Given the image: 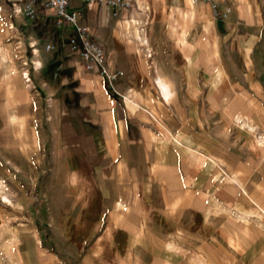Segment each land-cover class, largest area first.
Instances as JSON below:
<instances>
[{"label":"crops","instance_id":"1","mask_svg":"<svg viewBox=\"0 0 264 264\" xmlns=\"http://www.w3.org/2000/svg\"><path fill=\"white\" fill-rule=\"evenodd\" d=\"M251 7L135 0L113 17L72 3L112 82L71 49L74 28L0 20V264H264V81L216 64L264 47Z\"/></svg>","mask_w":264,"mask_h":264},{"label":"rangeland","instance_id":"2","mask_svg":"<svg viewBox=\"0 0 264 264\" xmlns=\"http://www.w3.org/2000/svg\"><path fill=\"white\" fill-rule=\"evenodd\" d=\"M23 1V2H21ZM29 0H0V20H20V18H24V20H43L40 15H37V12L34 16V18H28L23 15V12L18 13V9L23 7L24 4H26ZM41 0H35L36 10H38V4L41 3ZM251 1L253 0H245V2L250 6ZM258 4V8H246L245 11L250 17H255L259 22H261L260 19H262V22L264 23V0H256ZM95 12H86L85 16L86 18H90ZM229 13H223L217 9V6H213L209 15L210 20H226ZM44 15V14H43ZM46 20H57V25L61 26V24H58V18L54 14V18H46ZM9 32H15V30H10ZM57 32V31H56ZM223 32H225L223 30ZM223 32H221L223 34ZM49 30H46V36H48ZM62 34V31L58 32V36L55 40V45L58 43V39H60V36ZM11 35V39H12ZM12 43V41H11ZM15 45V44H14ZM13 44L12 46L15 47ZM50 46V45H46ZM45 46V47H46ZM107 56V55H106ZM220 60L217 61L216 64L223 63L225 66L228 67V69L232 72V75L234 76V80L239 81L240 83H243L245 79H247V74L250 72L251 75L254 76V80L258 81H264V47L261 49L254 51L249 56H241L239 54L234 53L232 56L229 54L222 53L219 57ZM107 61V60H106ZM247 64L250 65V71H248ZM215 65V64H212ZM220 78H222V71H218L217 76L220 74ZM218 78V77H217ZM218 78V79H220ZM239 107V106H237ZM3 202H8L5 198L3 199ZM1 204V202H0ZM19 202L10 201V209H17ZM31 206H34V202L31 201ZM10 226L14 227L17 226L19 223L29 220V218H19V217H11L10 218ZM37 229L41 231L42 237H41V245H42V251L43 254L46 252L45 248L49 246V234L46 232V225L44 223H36L35 224ZM22 244V243H21ZM24 248L23 245H13L11 246V250H14L13 252H17L18 250H22Z\"/></svg>","mask_w":264,"mask_h":264},{"label":"built area","instance_id":"3","mask_svg":"<svg viewBox=\"0 0 264 264\" xmlns=\"http://www.w3.org/2000/svg\"><path fill=\"white\" fill-rule=\"evenodd\" d=\"M74 2L82 3L88 9L103 5L105 7L111 8L114 11L113 17H118V11L131 9L135 3V0H47L45 5L47 10L54 11L55 16L58 18V24L75 29L78 36V41L71 39L69 41V46L86 62L87 69L91 71L95 68H102L101 74H106L111 82L117 80L119 77H121V73L108 72L107 69L103 68L107 60L105 51L99 45L90 41L88 36L89 30L82 24V15L77 11L70 10V6ZM17 12H23L25 17L31 19L34 18L37 12L35 0H29L23 5V7L19 8ZM30 49L31 55L36 56L38 53V48L36 46H32ZM45 50L48 52L52 50V47L46 46ZM33 68L39 69L40 66L39 64L34 63ZM22 78L27 84L31 82V77L28 72H23Z\"/></svg>","mask_w":264,"mask_h":264},{"label":"bare ground","instance_id":"4","mask_svg":"<svg viewBox=\"0 0 264 264\" xmlns=\"http://www.w3.org/2000/svg\"><path fill=\"white\" fill-rule=\"evenodd\" d=\"M167 87H168V86H167ZM162 88H163V87H162ZM162 88H161V89H162ZM164 91H165V92H164V93H165V97H166V98H168V97H169L168 90L165 88V90H164Z\"/></svg>","mask_w":264,"mask_h":264},{"label":"trees","instance_id":"5","mask_svg":"<svg viewBox=\"0 0 264 264\" xmlns=\"http://www.w3.org/2000/svg\"><path fill=\"white\" fill-rule=\"evenodd\" d=\"M44 10V8H42V9H38L37 10V15H39V13L41 12V11H43ZM41 18H42V16H41ZM43 20H46L45 18H42Z\"/></svg>","mask_w":264,"mask_h":264}]
</instances>
